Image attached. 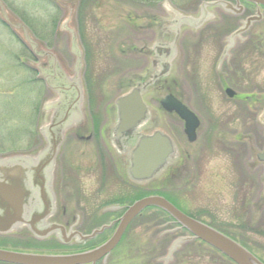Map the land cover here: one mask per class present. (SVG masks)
Masks as SVG:
<instances>
[{
	"label": "rangeland",
	"instance_id": "374dc122",
	"mask_svg": "<svg viewBox=\"0 0 264 264\" xmlns=\"http://www.w3.org/2000/svg\"><path fill=\"white\" fill-rule=\"evenodd\" d=\"M0 1L36 41L59 56L70 73L74 57L70 53L69 35L60 30V25L73 11L69 27L75 29L82 52V81L90 112L98 131L102 129L108 123L104 110L127 91L126 81L131 76L140 75L148 67L138 52L153 46L154 39L144 31L148 24L146 17L158 13L155 6L162 0ZM178 10L194 14L192 11L198 9ZM208 22L199 33L188 29L183 33L181 45L186 56L174 63L171 74L173 85L169 89L199 118L201 126L195 143L189 144L178 123H166L187 159L181 174L177 170L168 178L169 187L164 194L192 216L205 213L201 220L226 231L264 262V174L263 166L255 159L264 148V127L257 121L261 113L264 122V108L259 110L264 102V58L236 52L231 61L234 73H225L224 68L216 77L213 56L201 48V44H212L210 40L218 37L217 26ZM236 26L237 18H230L220 32L228 34ZM255 36L263 42L264 23L257 30L253 27L248 47L258 46ZM34 65L37 63L23 43L0 20V155L28 152L41 145L36 133L38 110L42 100L51 95L38 81ZM224 88L234 91L235 96L227 98ZM163 94L148 97L147 101L156 104ZM246 97L253 99L251 105L244 103ZM74 147L72 142L69 148L74 151ZM74 153L69 166L71 187L77 196L89 198L92 191L103 186L127 188L99 140L96 146L93 143L80 146ZM98 166L104 167L102 172L106 173L102 174ZM100 207L103 206L97 210ZM104 223L105 219L96 220L87 231ZM186 236L160 213L149 210L133 222L120 247L103 263L229 264L198 241L182 243L169 255L172 243ZM4 241L7 245L16 243L11 239ZM25 242L35 244L30 239ZM52 244L43 242L39 246L51 248Z\"/></svg>",
	"mask_w": 264,
	"mask_h": 264
},
{
	"label": "water",
	"instance_id": "95a60500",
	"mask_svg": "<svg viewBox=\"0 0 264 264\" xmlns=\"http://www.w3.org/2000/svg\"><path fill=\"white\" fill-rule=\"evenodd\" d=\"M261 4L264 5V1H261ZM167 12L170 19L159 24L155 44L144 52L149 62L148 69L128 79L127 92L115 100L109 110L110 126L103 132L104 139L126 179L139 187L158 185L180 161V154L173 139L163 128L155 112L144 104L143 98L162 92L166 88L174 70L177 57L176 43L180 32L185 29L198 30L214 17L209 9H199L196 15H183L173 9ZM72 15L73 11L70 10L68 19L60 25V30L69 35L70 53L74 57L70 73L59 56L36 41L26 26L14 19L0 1L1 22L38 61V64L32 67L54 96L53 99L43 101L40 107L37 133L42 140V146L27 154L0 156V235L29 233L38 240L50 237L61 240L66 237L62 227L50 222L56 201V158L66 135L84 130L86 125L85 100L81 84L83 57L76 31L69 27ZM253 21L255 19H248L244 24V30ZM226 94L229 98L233 97L229 90ZM160 104L163 110L174 112L184 122V134L189 143L194 142L199 125L197 118L170 95L164 97ZM256 157L264 164V150ZM149 207L165 212L191 234V238H181L173 242L169 255L182 243L199 240L234 264H262L240 245L185 216L158 196L143 198L132 204L121 218L111 239L91 252L72 256H43L0 250V262L95 264L99 259L108 256L133 218ZM102 230L88 237H79L76 233L71 236H76L77 241L82 242L93 238Z\"/></svg>",
	"mask_w": 264,
	"mask_h": 264
},
{
	"label": "flooded vegetation",
	"instance_id": "af4514ba",
	"mask_svg": "<svg viewBox=\"0 0 264 264\" xmlns=\"http://www.w3.org/2000/svg\"><path fill=\"white\" fill-rule=\"evenodd\" d=\"M251 1L252 0H175V2H171V0H162L158 5L155 6V9H158V13L154 12L150 14L148 17H146L148 20V24L146 25L144 31H146V33L149 34L151 39H155L156 37L155 22L157 19L167 18L168 15L166 13L167 9H215L216 22L214 24L217 26L215 30H217L218 37L214 38L213 40H210L212 44L211 43L201 44L202 45L201 48L203 52L208 50L211 53V56H213L212 61H215L216 63L215 65L216 69L214 73L216 77H218L221 74L219 72H221V70L224 68H225L224 70H226L225 73H228L229 71L234 73L235 69L232 70L233 67L231 68V61H234L236 52L240 54V52L245 51V53L253 57L255 55H258L260 58H264V53H262V50L264 52V40L263 42L260 40L262 38L255 36V44L258 46L249 45L248 47L249 44L248 41L250 38V34L252 33L253 27L255 26L257 30V26L262 25L264 23V6L261 4H257V3H261V1L264 0H256L257 2H251ZM221 9H233V10L243 9V11L239 16H235V15L226 16L223 12H221L222 11ZM196 11L197 10L192 11V13ZM230 18H237L236 28H234L228 34L221 33L222 32L221 29H224L221 27H225ZM248 18H255L256 22L250 25V27L246 30L245 34H242L239 37H235L232 41H227L229 39V35H231L233 32L238 30L241 27V23ZM183 35L184 34L181 35L178 42L179 59L181 61H183V59L186 56L185 50L182 49V45H181L183 41ZM201 41L202 40H200L199 42ZM225 89L226 88H224V90ZM109 108L110 106H108L104 110V117L106 122L109 121V115H110V113L108 112ZM90 110H91L90 107L88 106L84 107L85 120H86V125L84 128L85 132L73 131L71 133H68L70 135L67 134L68 136L63 142L62 148H60L59 154L56 158V176H55L56 201H55V211L50 219V222L57 225H61L64 228V233L66 237L61 238L59 242L51 240L50 242L51 243L53 242L54 245L52 244L53 247L49 248L48 246L46 247L44 245H41L42 247L39 246L40 244H42L41 242H37L34 239H31L27 235L25 236L0 235V249L12 251V252H19V253H30L35 255H75L79 253L89 252L97 248L98 246L102 245L113 235L127 207H129L134 201L140 198L139 188L129 185L125 182L124 183L127 185L126 189L122 188V186H118V187L110 186L109 188H107V186H103L99 190L95 189L94 191H92L89 195V198L86 197L82 198L80 196H77L76 191L71 187L72 177H70L69 164H71L72 162L71 159L74 158L75 150L80 146H87L88 144H92V143L96 146L97 140H99L100 143H102V145L110 153L114 164V168L116 167V170L120 173V178H122L123 180L119 167L113 155L111 154V152L107 147L104 136L102 135V130L100 128V130L98 131V126L96 127V123L94 122L95 118H93ZM163 119L167 123H172L173 121H175L183 128L182 122L173 113H163ZM72 142L75 143V147L73 148L74 151L72 150V148H69L72 145ZM77 151L79 152L81 150H77ZM186 156L187 154L181 151V163L182 160L184 161L185 159H187ZM98 168L100 167L98 166ZM102 170H105L104 167H101L100 171L102 174H105L106 172L104 173V171L102 172ZM66 195L67 197H65ZM100 205H102L103 207H100V209L97 210V208H99ZM184 211L182 212L188 215L189 217H192L199 221H201L200 219L201 215L202 216L206 215L205 213H202L199 214V216L195 217L189 214L188 212L186 211L184 212ZM103 219H105L107 223L102 224L96 229L90 230V232L87 231L92 226L94 221L103 220ZM135 220L136 218L126 228L120 242L114 248L113 251H115V249L120 247V244L125 239L124 237L126 236L128 229ZM173 225L176 228L175 224ZM104 226L107 228L100 235H97L95 236V238L80 244L77 243L76 237L71 236L74 233H78L81 236H88L93 231L100 229L101 227ZM176 229L187 235L185 231L179 230L178 228ZM219 231L223 235L227 237H231L226 231H222V230ZM6 239H11L12 242H16V243L7 245L5 244L6 242L4 241ZM29 239L32 241V243L35 244L32 245L27 244L25 240H29ZM213 252L216 253L221 259L226 261V259L220 256L217 252L215 251ZM102 263L103 261H98L95 264H102ZM228 263L231 264L230 262ZM0 264H6V263H0Z\"/></svg>",
	"mask_w": 264,
	"mask_h": 264
},
{
	"label": "trees",
	"instance_id": "16d2710c",
	"mask_svg": "<svg viewBox=\"0 0 264 264\" xmlns=\"http://www.w3.org/2000/svg\"><path fill=\"white\" fill-rule=\"evenodd\" d=\"M162 216H165V215H163V214H161ZM165 218H167L166 216H165ZM168 219V218H167ZM169 220V219H168Z\"/></svg>",
	"mask_w": 264,
	"mask_h": 264
}]
</instances>
